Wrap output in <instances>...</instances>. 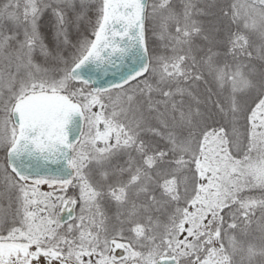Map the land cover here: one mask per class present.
Returning <instances> with one entry per match:
<instances>
[{
    "label": "snow or ice",
    "instance_id": "obj_1",
    "mask_svg": "<svg viewBox=\"0 0 264 264\" xmlns=\"http://www.w3.org/2000/svg\"><path fill=\"white\" fill-rule=\"evenodd\" d=\"M0 264H264V0H0Z\"/></svg>",
    "mask_w": 264,
    "mask_h": 264
}]
</instances>
